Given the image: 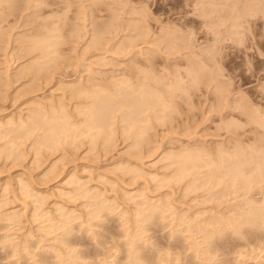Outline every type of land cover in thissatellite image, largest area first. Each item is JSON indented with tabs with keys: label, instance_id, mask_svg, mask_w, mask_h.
Instances as JSON below:
<instances>
[{
	"label": "rangeland",
	"instance_id": "obj_1",
	"mask_svg": "<svg viewBox=\"0 0 264 264\" xmlns=\"http://www.w3.org/2000/svg\"><path fill=\"white\" fill-rule=\"evenodd\" d=\"M44 3H40L41 5L39 4V6L32 5L28 9L24 8L26 6L24 0L14 2L12 7L10 5V7H7L11 3L7 5L0 3V6L5 9L4 13L10 14L8 18L9 20L11 18L12 21L10 20V22L13 23H10V25H13V28L11 26L13 32L8 27L4 31L6 35L9 30L7 34H10V37L9 35L7 36L11 39L8 38L10 43L7 41V43L3 44L4 40L0 41V49L2 50L3 46L5 52L0 51V69L6 68L4 61L8 56L9 72L17 74L14 78L15 82L13 83L15 84L12 85L13 87L11 86L10 89L6 88L9 90L5 89L6 86L4 88L0 86V120H5L11 116L15 120L19 117L26 119L28 114L33 113L30 110L34 108L33 104L35 103L36 106V102H40L43 106L45 104V110L49 111H51V108L48 109V107H51L52 104V107L55 106L54 109L64 107L68 112L67 115L71 117L70 120L73 119L71 120L72 126L76 127L77 116L76 111H73V109L75 107L76 110V104L78 102L83 103V101H76L77 99L72 97V90L76 88L77 84L83 83L85 84H83L84 86L94 85L93 87L97 88L107 82L104 86H109L110 81L114 77L120 76V74H126L128 77L132 76L131 80L136 81L135 84L140 82L139 80L142 78L140 75L146 73L150 74L151 77L158 75L160 76L159 79L163 77L165 82H169L168 80L172 82L171 80L176 78L179 80L178 82L182 81V84L187 81L188 89L186 93L182 89V91L180 90L181 92L177 89L173 93L174 96H171L170 101V103L172 102L171 108L163 112L166 115V119L160 113L161 118H163V124L162 120L159 122L156 119L154 120L152 116L151 119L149 118L151 120L149 125L152 126L146 128L148 132V134L146 132V135L149 137L147 138L148 144L146 139L140 138L138 143L140 142L142 145L138 144L137 147L140 148V151L139 149H134V146H132L133 149L129 148L128 145L131 146V141H133H130L129 135L125 138L126 135L122 136L120 134L123 125V122L119 124L118 119L120 120V117L114 118L116 120L112 124L115 129L112 130L109 140L104 135H97L98 138L96 136L92 141L91 138L89 140L90 136L88 137L87 135L86 137L83 134L84 137L79 134L77 141L76 134L75 136L71 134L63 139L51 141L54 144L41 145L35 150V147L33 148V145H31L34 135H30V137H27L29 139L21 138L19 144H17V149L15 148L17 152L14 151L15 154L17 153L16 155L9 157L6 155L5 149V151L1 150L0 206H3L0 208V212L17 210L21 216V224L19 223L21 227L19 228L16 225L15 228V225H9L12 228L8 231L7 228L0 230L1 236L11 233L10 238L13 239L14 245L18 244V242L20 243L15 246V250L17 249L15 255L10 259L0 260V264H132L133 255L136 258V260H133V262L135 261L133 264H157V262L158 264H227L226 259L230 260V258L235 256V254L231 253L232 255H229L228 253L229 256L227 257L226 253L233 245V242L235 244L240 243L242 248L241 245L240 247L238 246L239 250L245 249L247 251L242 252L247 253L249 251L248 248H252L253 244L247 241L244 234H237L232 232V230H224V233L218 234L214 232L216 230H213L210 237L211 240H208L203 235L205 230H201V228L213 225L208 224L212 218L230 214V212L228 213L230 210L229 206H231V209L233 208L232 206L236 208L235 205L240 199L242 189L234 197L229 194L220 198V192L217 190L220 187H214L215 190L212 189V191L209 190L212 193L218 192L213 195L211 193L210 196L206 185L204 187L201 186V179L200 183L199 180L195 182L196 185L194 187L196 190L193 186L189 188L186 182H188L187 178L190 179V175H188L189 177L186 176L187 178L183 177L185 179L181 177L182 180L179 177L176 178L171 159L169 160L170 162L166 161L167 158L162 155L168 153L172 156L175 151L182 147H207L208 149H213L217 145H233L257 140L259 135L257 133L261 131V127L255 125V123L252 124L246 117L247 115L241 112V109L247 106V108H250L249 110L256 108L257 110L260 109V111L264 110V7L262 6L264 5V0H46ZM255 3L258 5H255ZM230 10L229 14L226 13ZM246 13L247 15H245ZM251 13L253 16H251ZM39 15L43 20L39 18ZM221 16L220 20L219 17ZM234 16H236L239 25V27L237 26V32L240 31L241 36L239 34L236 35L234 33L236 29L234 30L230 26ZM39 23L41 27H39ZM43 23L44 25L46 23V26H43ZM240 23L242 27H240ZM3 24L5 23H2V26ZM76 24L77 30L78 27L81 30H78V33L75 31ZM96 24L101 27V30L104 29L103 25L107 26L109 24V26H107V30H105V26L104 33V30L102 31L104 38L101 36L102 40H98L101 45L100 42H97V46L93 47L96 43H91V36L94 34L92 28ZM99 26L98 28H100ZM45 30L50 34L56 33L55 38H53L55 40L52 42L53 46L50 47L54 49L52 51L54 54L51 52L49 55H52V58L48 56L49 59L45 60V64L48 60L47 66H40L35 63L38 51L33 50L29 53V51L26 52L25 50L24 53L22 50L23 53H19L20 44H16V42H24L21 41L22 39L24 40V31L31 34L29 37L33 39L32 37L38 32V36L48 35ZM53 31L56 32L53 33ZM22 32L23 34L20 36ZM40 32L44 34L42 35ZM15 34L18 36L15 37ZM164 34L167 37H171V39ZM159 36L163 38L161 39ZM16 38H20V41H15ZM12 41L15 46L12 45ZM125 42H131L133 49L128 48L120 52L119 47L120 45H127ZM171 43H175L174 47ZM6 45L8 46L6 47ZM168 47L169 49H167ZM50 48H48L49 51H51ZM11 52L13 53L11 54ZM16 54L19 58L16 57ZM9 55L11 56L9 57ZM24 62L26 64L30 63L31 70L36 72L30 71L31 73H26L28 76L25 75V78H21L23 75L20 74L21 77H19L16 70ZM189 70L192 71L191 74L194 75L195 81L199 82V84L198 82L196 83L197 85L194 81V84L191 82V85L193 84L196 88L193 85L190 87V79L185 77L186 71ZM208 70L211 71L210 76L207 75L210 73ZM32 74L35 75L32 77ZM112 76L114 77L112 78ZM213 78L216 79L213 81ZM27 79L30 80L28 81ZM202 79H204V82ZM206 79L207 81L205 82ZM92 80L97 83H93ZM162 82L164 83V81ZM174 82L176 80H173ZM162 85L160 86L161 88ZM218 88H222L221 91ZM4 91L6 92L4 93ZM237 103L240 108L236 106ZM242 104L243 106H241ZM119 112H115V114L117 113L116 115L118 116ZM169 118L170 121L168 122ZM124 123L127 122L124 121ZM130 135L132 136V134ZM22 140L25 141L22 142ZM110 142L111 146L109 145ZM162 158H165V160ZM138 168L141 173L138 172V174L136 170L132 174ZM203 169L206 171V168ZM202 170L200 168L199 171L202 172ZM204 171L202 172L203 176L205 174ZM202 173H199L196 177L200 176L202 178ZM174 178H176V181L174 180L173 182ZM77 179L80 183H84L83 185L86 190L88 189L89 195L90 192L96 191L94 195L99 196L97 201L94 202L97 197L95 199L91 195L88 197V193L84 196L80 195L83 189L79 190L80 194H76ZM68 180L71 184L70 182L69 184L67 183ZM21 182L29 189L28 193L33 192V195L28 194L26 189L24 190L26 193H23V190L18 188ZM83 185L82 188H84ZM183 189L184 191L182 192ZM140 194H142L141 198ZM253 195L259 201L262 192L257 190ZM34 196L39 198L37 202L42 205L41 207L36 202V205L38 204V208H40L38 211L41 212L42 216L45 211V216L49 215V218L54 216L53 219H38L41 216H38L39 212L36 213L34 207L36 199ZM146 198L148 204L152 202V204L156 205H159L160 201L163 203L167 200V202L169 201L168 209H166V202V204H162L166 205V207L161 206L164 207L161 209L164 211L160 212V216L157 213L158 215L156 216L158 218H152V216L145 218V215L148 214L147 211H144L146 208H143V211H139L138 205L140 207L142 205L143 207L147 206V201H143ZM100 200L104 201L103 206L109 204L110 208L107 210L108 206H104L103 209L101 207L102 211H100V214L99 212L96 214L97 219L91 213L92 217L90 214L88 215L87 212H93ZM137 200L146 202L145 206L144 203L142 205L138 204ZM134 201L137 203L135 204ZM155 201H159L157 202L158 204ZM231 202L233 204L235 202V204L233 205ZM132 204L136 205L135 208H138L137 210L140 212L139 216L137 211L135 212L137 213V221L133 216V214L136 216L134 213L136 209ZM33 207L38 217L34 215L33 218L32 214H35L33 213ZM62 207L64 208L63 213ZM188 207H190V210ZM56 208H61L60 212L62 214L72 210L71 213L68 212L71 215V219L67 218L70 222L69 229L60 222L62 215L59 216L60 213L59 211L56 212ZM140 209L142 210V207ZM20 212L21 214L24 212L23 216ZM72 212L76 216L73 221L72 217L74 214L72 216ZM86 214L89 218L91 217L92 221ZM63 216L67 217L66 215ZM199 218L202 219L200 220ZM137 222H142V224ZM48 223L52 226L50 227ZM205 224L207 225L206 227H204ZM184 225H186V228ZM189 225H191V229ZM65 228L66 230H64ZM185 230L188 231L186 232ZM136 231L139 233L137 236H139L135 235L133 239V242L136 243L133 246L137 248L135 250L130 245L133 243L131 238L130 243L127 241L131 237L130 235L132 234L133 236ZM1 236L0 257H4L8 250L3 248L4 240L1 241ZM24 239H28L27 242ZM23 241L27 247L26 249L22 248L24 245ZM224 241L225 245H223ZM219 243L222 244L221 247H225L222 249ZM129 246H132L133 249ZM238 247L235 249L238 250ZM211 249L212 251H210ZM254 250L253 252L255 253L253 255L257 254V260L254 261L253 258L249 260L248 258L245 264H253V262L255 264H264V253H261L259 249ZM253 252L248 254H251L252 257ZM248 254L245 257H249ZM142 255H145L144 259H142ZM72 257L74 263L71 261ZM129 258L131 259L130 263Z\"/></svg>",
	"mask_w": 264,
	"mask_h": 264
},
{
	"label": "bare ground",
	"instance_id": "obj_2",
	"mask_svg": "<svg viewBox=\"0 0 264 264\" xmlns=\"http://www.w3.org/2000/svg\"><path fill=\"white\" fill-rule=\"evenodd\" d=\"M16 1H20L21 2V0H0V3H4V5L6 4H8V3H11V4H8L7 5V7H12V5H14V2H16ZM46 1V0H45ZM44 0H24V3H26L25 5L26 6H24V4H23V6H24V8H26V9H28V7H32V5L33 6H39V4L41 3H44L45 2ZM253 1H255V0H253ZM235 2V1H234ZM13 3V4H12ZM22 3H23V1H22ZM211 3V2H210ZM233 3V2H232ZM259 3V2H258ZM40 4V5H41ZM45 4V3H44ZM241 4V3H240ZM10 5V6H9ZM17 5V4H16ZM19 5V4H18ZM246 5H247V2H246ZM255 5H258L257 3H255ZM22 6V5H21ZM215 6V5H214ZM241 6V5H240ZM263 7H264V5H262ZM19 7H20V5H19ZM203 7V6H202ZM250 7H252V6H250ZM256 7V6H255ZM11 9V8H10ZM232 9V8H231ZM237 9V8H236ZM251 9H253V7L251 8ZM12 10V9H11ZM11 10H9V11H11ZM16 10V9H15ZM247 10V9H246ZM4 11H5V9H4V7L3 6H0V41L1 40H4V41H6V42H4L3 41V44L4 43H7V41H8V38L10 37V34H7L8 32H9V30L7 31V33H6V35L4 34L5 32V29H7V27L10 29L11 28V26H12V28H13V25H10V23H12V22H10V20H11V18H10V20H9V18H8V16H10V14L8 13H4ZM13 11V10H12ZM224 11V10H223ZM222 11V12H223ZM235 11V10H234ZM233 11V12H234ZM251 11V10H250ZM250 11H249V13H250ZM7 12V11H6ZM231 12V10L230 11H228V12H226V13H230ZM247 12V11H246ZM244 13V12H243ZM256 13V12H255ZM264 13V12H263ZM36 15V14H35ZM223 15V14H222ZM232 15H233V13H232ZM237 15H238V13H237ZM245 15H247V13L245 14ZM255 15V14H254ZM263 15V14H262ZM12 16V15H11ZM226 16V15H225ZM230 16V15H229ZM242 16V15H241ZM249 16H250V14H249ZM251 16H253V14L251 13ZM26 17V16H25ZM25 17H23V18H25ZM37 17V16H36ZM227 17V16H226ZM243 17H245V16H243ZM242 17V18H243ZM39 18L41 19V20H43V18L42 17H40V15H39ZM45 18V17H44ZM220 18H222V16L221 17H219V19ZM231 18V17H230ZM237 18H236V16H234L233 18H232V23L230 24V26L232 27V28H234V30H235V34L237 35V34H239L240 35V31L239 32H237V26L239 27V25H238V23H237V20H236ZM25 20H26V18H25ZM24 20V21H25ZM27 20H29L28 18H27ZM221 20V19H220ZM227 20V19H226ZM245 20H246V18H245ZM12 21V20H11ZM240 22H241V19H240ZM243 22V21H242ZM2 23H5V24H3V26H2ZM40 23H42V22H40ZM40 23H39V27H41V25H40ZM110 23H112V22H110ZM13 24V23H12ZM24 24H26V23H24ZM95 24V23H94ZM107 24V23H106ZM241 24V23H240ZM246 24V23H245ZM43 26H46V23H45V25H44V23H43ZM79 26V25H78ZM98 24H96V26H94V28H95V30H94V28H92V30H93V35L91 36V40H92V42L91 43H96L95 44V46H93V47H96L97 46V42H98V40H102L101 39V36H103V34H102V31L105 29V26L103 25V27H104V29L103 30H101V27L100 28H98ZM107 26H109V24L107 25ZM107 26H106V29L105 30H107ZM3 27H4V29H3ZM97 27V28H96ZM102 27V28H103ZM113 27V26H112ZM137 27V26H136ZM230 27V28H231ZM240 27H242V24H241V26ZM247 27H248V23H247ZM10 29V31L11 32H13V29ZM43 28V27H42ZM75 31L78 33L79 31H81L79 28L80 27H78V30H77V24H76V26H75ZM232 28H231V30H232ZM3 29V31H1ZM44 29V28H43ZM46 29V28H45ZM139 29V28H138ZM224 29V28H223ZM226 29V28H225ZM246 29V28H245ZM248 29V28H247ZM38 30H40L39 28H38ZM42 30V29H41ZM50 30V29H49ZM52 30H54V29H52ZM105 30L103 31V33L105 32ZM140 31V30H139ZM139 31H138V34H139ZM44 32V31H43ZM54 32H56V31H53V33ZM141 32V31H140ZM226 32V31H225ZM41 33V32H40ZM45 33H47L48 35H43L44 33H41L43 36H38V34H39V32H38V34H35L32 38L33 39H31V37H29V35L31 36V34H28V32H26L25 33V31H24V34H23V32L21 33V35L20 36H22V34H23V37H24V40L22 39L21 41H24V42H16V44L18 43V44H20V47H19V45H18V49H19V53H23V51H24V53H25V50H26V52H28L29 51V53L30 52H32L33 50H37L38 52V54L36 55L37 56V61H35V63H37L38 65H40V66H47L46 64H48L47 63V61H46V64H45V60L46 59H49V57H51L52 55H49V54H51V52L52 51H54V49H51L50 47L51 46H53L52 44V42H53V40H55V39H53V38H55L54 36L56 35V33L55 34H50V33H48L47 32V30H45ZM215 33H217V32H215ZM223 33V32H222ZM231 33V32H230ZM167 34V33H166ZM166 34H164V35H166ZM170 34V33H169ZM227 34V33H226ZM234 34V35H235ZM7 35H9V37L7 36ZM13 35V34H12ZM11 35V36H12ZM163 35V36H164ZM222 35V34H221ZM235 35V36H236ZM7 38H6V37ZM18 35L17 34H15V37H17ZM28 36V37H27ZM39 37V38H37V37ZM241 36V35H240ZM261 36V35H260ZM36 37V38H35ZM160 37V36H159ZM166 37H167V35H166ZM169 37V36H168ZM167 37V38H168ZM237 37V36H236ZM243 37V36H242ZM6 38V39H5ZM102 38H104V36L102 37ZM161 38V37H160ZM163 38V37H162ZM161 38V39H162ZM170 39H171V37H169ZM10 39V38H9ZM20 38H16L15 39V41H18ZM219 39H220V36H219ZM11 40V39H10ZM9 40V41H10ZM13 40V39H12ZM105 40V39H104ZM103 40V41H104ZM158 40V39H157ZM164 40V39H163ZM239 40H240V38H239ZM8 41V42H9ZM20 41V40H19ZM129 41V40H128ZM160 41V40H159ZM171 41V40H170ZM175 41V40H174ZM181 41H182V38H181ZM184 41V40H183ZM100 42V41H99ZM98 42V43H99ZM161 42H162V40H161ZM168 42H169V39H168ZM187 42V41H186ZM236 42V41H235ZM1 43V42H0ZM10 43V42H9ZM12 43V45H14L13 43V41L11 42ZM127 45H125L124 43V45H120V47H119V51L120 52H122V51H124V50H126V49H128V48H130V49H133L132 48V46H131V42L130 43H127V42H125ZM239 43V42H238ZM104 44H105V41H104ZM168 44V43H167ZM171 44H173V47H174V44L175 43H171ZM100 45H101V42H100ZM188 45V44H187ZM194 45V44H193ZM0 46H1V44H0ZM8 45H6V47H7ZM11 46V45H10ZM15 46V45H14ZM57 46V45H56ZM99 46V45H98ZM105 46V45H104ZM219 46V45H218ZM17 47V46H16ZM16 47H15V50H16ZM101 47V46H100ZM103 47V46H102ZM172 47V46H171ZM184 47H186V46H184ZM13 48V47H12ZM48 48H50L51 49V51H49L48 50ZM55 48V47H54ZM187 48V47H186ZM211 48V47H210ZM167 49H169V47L167 48ZM10 50V49H9ZM23 50V51H22ZM0 51L1 52H4V49H3V46H2V50L0 49ZM5 53V52H4ZM13 52H11V54H12ZM15 53H16V51H15ZM14 53V54H15ZM19 53H17V54H19ZM53 53V52H52ZM209 53V52H208ZM16 54V55H17ZM27 54V53H26ZM54 54V53H53ZM2 55H3V53H2ZM7 55V54H6ZM199 55V54H198ZM208 55V54H207ZM11 55H9V57H10ZM35 56V57H36ZM49 56V57H48ZM4 57V56H3ZM2 57V58H3ZM17 58H19V56L17 55L16 56ZM35 57H34V59H35ZM6 58V57H5ZM52 58V57H51ZM12 60V59H11ZM36 60V59H35ZM200 61V60H199ZM5 63H6V66H5V64H3L5 67V69H0V83L2 82H4L3 84H4V86H3V84L1 83L0 84V86H2L3 88L5 87V89L6 88H11V86L13 85V84H15V83H13V82H15L14 81V78L16 77V73H11V72H9V69H8V66H9V64H8V56H7V58L5 59V61H4ZM34 62V61H33ZM1 63V62H0ZM30 64V63H29ZM29 64H26L25 62L22 64V65H20V68L19 69H17L16 71L18 72V76L19 77H21L20 76V74L21 75H23L21 78H23L25 75H27L28 76V74H26V73H28V72H30V71H33V70H31V66L29 65ZM44 64V65H43ZM35 65V64H34ZM33 65V66H34ZM204 65V64H203ZM1 66V65H0ZM196 66V65H195ZM203 67V66H202ZM38 68V67H37ZM42 68V67H41ZM40 68V69H41ZM199 68V67H198ZM192 69H193V67H192ZM188 70V69H187ZM149 71V70H148ZM190 71V70H189ZM186 71L187 72V74L185 73V77H189V79H190V87H192V85L194 84V82H195V84L198 82V81H195V77H194V75L193 74H191L192 73V71ZM194 71H195V69H194ZM199 71H200V69H199ZM209 71V70H208ZM36 71H33V73H35ZM145 72H147V71H145ZM196 72V71H195ZM202 72V71H201ZM210 73L209 74H207V75H209L210 76V74H211V71H209ZM31 73V72H30ZM143 73V72H142ZM151 73V72H150ZM2 74H3V77H2ZM35 74H32V77L34 76ZM37 75V74H36ZM197 75V74H196ZM199 75H202V74H199ZM198 75V76H199ZM137 76H139L138 74H137ZM140 76H142V78H140V82L138 83V84H135V82L136 81H133V79L131 80V77L132 76H130V77H128L126 74H120V76H118V77H114V76H112V78L114 77V79L112 80V81H110V85H109V83H108V85L109 86H104L105 84H103L102 86L100 85L99 87H97V90H99V91H103V92H108L109 93V100H110V104L108 105V106H106V107H102V108H98V109H96L95 111L92 109V107L90 106V103L89 102H85L84 103V101H83V103L81 102V103H77L76 104V127L73 125L72 126V123H71V120H73V119H71L70 120V116H68L67 115V111H66V109H64V107L62 108V107H59L58 109H64L63 110V112H64V118H65V120L67 121V122H69L70 124H71V126H72V129H73V133L72 134H74V136H75V134H76V138H77V141H78V137L77 136H79V134L80 135H86V137H87V135H88V137H89V140H90V138L92 139V141L94 140V138L97 136V135H104V137L106 138V139H108V138H110V135L112 134V130L113 129H115V126H114V128H113V124L112 123H114L113 121H115L116 119H114L115 117L117 118V117H120V120L118 119V121H119V124H121V122H123V125H122V127H121V135L122 136H125L126 135V137L125 138H127L128 137V135H129V137L131 138H128V139H130V141L131 140H133V141H131L132 143H131V146L130 145H128L129 146V148L131 147L132 149H133V147L132 146H134V149L136 148V149H139V151H140V148H137L138 147V144H141L142 145V143H138V141L140 140V138L141 139H146V142H147V138H149L147 135H146V128L148 127V128H150V126H152V125H149V122L151 123V118L152 117H154V120L156 119L157 121H161L162 120V124H163V118H161V116H163L164 115V119H166L165 117H166V115L165 114H163V112H165L166 111V109H170L171 108V104H172V102L170 103V101H171V96L173 95V93L178 89L179 91L182 89V90H184L183 92L184 93H186V90L188 89L187 88V81L186 82H184L183 84L181 83L182 81H180V82H178L179 80L178 79H173L174 81L176 80V82H174L173 83V80H171L172 82H170V80H168L169 82H165V80H164V78L162 77V79H161V81H160V79H159V77L160 76H156V75H153L152 77L150 76V74H143V75H140ZM154 76H156V77H154ZM206 76V75H205ZM19 77H18V79H19ZM135 77V76H134ZM202 77V76H201ZM208 77V76H207ZM25 78V77H24ZM112 78H110V79H112ZM196 78H197V76H196ZM18 79H17V82H18ZM91 79V78H90ZM95 79V78H94ZM187 79V78H186ZM199 79V78H198ZM201 79V78H200ZM216 78H213L212 80L214 81ZM28 80V79H27ZM30 80V79H29ZM28 80V81H29ZM203 80V82H204V79H202ZM210 80H211V78H210ZM108 81V80H107ZM159 81V82H158ZM162 81H164V83L162 82ZM194 81V82H193ZM207 81V79L205 80V82ZM89 82V81H88ZM92 82H93V80H92ZM92 82H91V84H92ZM94 82H95V80H94ZM93 82V83H94ZM157 82V83H156ZM163 83V85H162V83ZM191 82H193V84L191 85ZM209 82V81H208ZM26 83V82H25ZM77 83V82H76ZM81 83V82H80ZM95 83H97V82H95ZM221 83V82H220ZM84 84V83H83ZM83 84H77V86H76V88H78V87H87V86H84ZM89 84H90V82H89ZM159 84H161L162 85V88L160 87L161 85H159ZM198 84H199V82H198ZM159 85V86H158ZM197 85V84H196ZM203 85H204V83H203ZM218 85V84H217ZM19 86V85H18ZM90 86V85H89ZM94 86V85H93ZM95 86H96V84H95ZM186 86V87H185ZM215 86H216V84H215ZM1 87V89H3ZM13 87V86H12ZM193 87H194V85H193ZM222 87V86H221ZM19 88V87H18ZM21 88V87H20ZM74 88V87H73ZM72 88V89H73ZM96 88V87H95ZM194 88H196V87H194ZM9 89H6V90H9ZM218 89H220V88H218ZM218 89H217V91H218ZM222 89V88H221ZM221 89L219 90V91H221ZM16 90V89H15ZM21 90H22V88H21ZM181 90V91H182ZM180 91V92H181ZM6 91H4V93H5ZM13 92V91H12ZM187 93H188V91H187ZM218 93H220V92H218ZM222 93V92H221ZM263 93V92H262ZM13 94V93H12ZM1 96V95H0ZM174 96V95H173ZM179 96H180V94H179ZM72 97H73V95H72ZM176 98V97H175ZM223 98V97H222ZM170 99V100H169ZM174 99V98H173ZM48 100V99H47ZM46 100V101H47ZM218 100V99H217ZM77 101V100H76ZM44 102V101H43ZM174 102V101H173ZM240 102V101H239ZM37 104H36V106H35V103L33 104L34 105V108H32V109H30L31 111H33V113H31V114H28L27 115V118L26 119H22V118H18L17 120H15L14 118H12V116L11 117H7V119H5V120H0V154H1V150H6V155H8L9 157H11V155H16L15 153H14V151L15 152H17L16 150H15V148L17 149V144H19V141L21 140V138H27L28 136L30 137V135H34V137H33V140H32V142H31V145H33V148L36 150V148H39L41 145H43V146H46V144H48V143H52V144H54V142H49L48 140H44L43 138H41V136L40 135H38V133L36 132V130L34 129V127H33V125H34V121H35V119L37 118V116L39 115V113L40 112H44L45 113V115H46V111H48L49 112V110H45V104H44V106L43 105H41L40 104V102H36ZM53 103V102H52ZM228 103V102H227ZM234 103V102H233ZM246 103V102H245ZM248 103V102H247ZM48 104H50V103H48ZM217 104V103H216ZM241 104V103H240ZM218 105V104H217ZM227 105V104H226ZM30 106V105H29ZM46 106H49V105H46ZM51 106V105H50ZM52 106H53V104H52ZM48 107V109L49 108H51L50 110L51 111H53V112H55L57 109L55 108L54 109V107ZM234 106V105H233ZM237 107H238V103H237V105H236ZM240 106V105H239ZM241 106H243V104L241 105ZM175 107V106H174ZM173 108V107H172ZM238 108H240V107H238ZM242 108V107H241ZM246 108H247V106H246ZM245 107L244 108H242L241 109V112H243L245 115H247L246 117L252 122V124H254L255 123V125H258V127H261V125H264V110L262 111H260V109L259 110H257V108L256 109H252V110H249L250 108H247L246 109ZM254 108V107H253ZM45 110V111H44ZM167 110V111H168ZM174 110V109H173ZM249 110V111H248ZM118 111H120L119 112V115L117 116L116 114H115V112H118ZM175 111V110H174ZM30 112V111H29ZM169 112V111H168ZM167 112V113H168ZM160 113H162L161 114V116H160ZM146 114V115H145ZM150 115V116H149ZM169 115V114H168ZM168 115H167V118H168ZM152 116V117H151ZM150 118V119H149ZM111 119V120H110ZM124 121H126L127 123H124ZM166 121V120H165ZM170 121V118L168 119V122ZM156 122V121H155ZM159 122H158V124H159ZM147 123H148V125H147ZM229 123V122H228ZM250 123V122H249ZM74 124V123H73ZM111 124H112V127H111ZM161 124V123H160ZM106 126V127H105ZM121 126V125H120ZM233 126H234V124H233ZM257 127V126H256ZM256 131H257V128H256ZM114 132H115V130H114ZM258 132V131H257ZM115 134V133H114ZM130 134H132V136L130 135ZM147 134H148V132H147ZM150 134V133H149ZM257 134H259V132L257 133ZM83 135V136H84ZM146 136V137H144V136ZM68 136H70V135H68ZM256 136V135H255ZM82 137V136H81ZM85 137V136H84ZM75 138V137H74ZM97 138H98V136H97ZM103 138V137H102ZM104 138V139H105ZM132 138H134V139H132ZM151 138V137H150ZM27 139H29V138H27ZM67 139V138H66ZM105 139V140H106ZM256 139V138H255ZM17 140H18V142H17ZM60 140V139H59ZM96 140V139H95ZM99 140V139H98ZM100 140H102V139H100ZM109 140V139H108ZM112 140V139H111ZM23 141H25V140H22V142ZM31 141V140H30ZM149 141V140H148ZM94 143V142H93ZM144 143V142H143ZM21 144V143H20ZM56 144H57V142H56ZM60 144V143H59ZM107 144V143H106ZM113 144V143H112ZM147 144H148V142H147ZM22 145V144H21ZM49 145V144H48ZM91 145H92V142H91ZM94 145V144H93ZM103 145V144H102ZM109 145L111 146V142L109 143ZM141 145H140V147H141ZM19 146V145H18ZM53 146H55V145H53ZM104 146V145H103ZM76 147H77V145H76ZM109 147V146H108ZM18 148H20V147H18ZM31 148V147H30ZM130 148V149H131ZM43 149V148H42ZM4 150V151H5ZM88 150V149H87ZM138 151V150H137ZM142 151V150H141ZM37 152V151H36ZM87 152H89V151H87ZM90 152H91V149H90ZM130 152H132V151H130ZM172 152V151H171ZM133 153V152H132ZM131 153V154H132ZM139 153V152H138ZM19 154H21V152H19ZM127 155H129L128 153H126ZM166 154H168V153H166ZM162 155V156H165V158H167V160L166 161H169L170 159H171V154L169 155ZM21 156V155H20ZM133 156H135L134 154H133ZM168 156V157H167ZM169 156H170V158H169ZM3 157H6V156H3ZM138 157L140 158V156L138 155ZM131 158V157H130ZM165 158H162V159H164L165 160ZM170 162V161H169ZM121 165V164H120ZM139 165V164H138ZM128 166V165H127ZM171 166V165H170ZM135 167V166H134ZM142 167V166H141ZM164 167H165V165H164ZM172 167V166H171ZM203 168H206V171H204V169L202 170V168H201V170H202V172L204 171L205 172V174H204V176H203V173L201 172V171H199L200 170V168H197V169H193V171L189 174L190 175V179L189 178H187L188 180V182H186V184H187V187H191L192 188V186L194 187L196 184H195V182L197 181V180H199V183H200V179H201V186H205L206 185V187L208 188L207 189V191L208 192H210V196H211V191H212V189H214V187H220V189H217L219 192H220V198H221V196H226V195H233V197L234 196H236L237 195V193H238V191H240V187H239V184H238V182L237 181H235V180H233V181H231V183H229V182H227L226 180H225V178L223 177V176H221L218 172H216V171H214V169H215V164H214V162H212L211 160H210V162L207 164V165H205ZM119 169V168H118ZM133 169V168H132ZM131 169V170H132ZM170 169V168H169ZM175 169V168H174ZM136 170H137V173L139 172V173H141V170L139 171V168L138 169H135L134 170V172H132V174L133 173H135L136 172ZM170 172H172V171H170ZM138 173V174H139ZM199 173H202V175H201V177L202 178H200V176H197L196 177V175H198ZM132 174H130V175H132ZM149 175V174H148ZM166 175H167V173H166ZM252 175H255V173H253ZM154 177H155V175H154ZM160 177H161V175H160ZM175 177L177 178V177H179L180 179H181V177L183 178V176H177V175H175ZM189 177V176H188ZM100 178V177H99ZM152 178H153V176H152ZM158 178V177H157ZM176 178H174L172 181L174 182V180L176 181ZM179 178H178V180H179ZM251 178V177H250ZM133 179V178H132ZM183 179H185V178H183ZM203 179V180H202ZM73 180V179H72ZM182 180V179H181ZM169 181V180H168ZM180 181V180H179ZM202 181H203V183H202ZM69 180H68V184H69ZM73 182H74V180H73ZM72 182V183H73ZM166 182V181H165ZM146 183V182H145ZM185 183V182H184ZM194 183V185H192ZM199 183H198V185H199ZM20 184V187L18 186V188L19 189H22L23 191V193H26V191L24 192V190L26 189L27 190V193H28V188H26L25 187V184L23 183L22 184V182L21 183H19ZM70 184H71V182H70ZM75 184V183H74ZM84 183L83 182H81L80 183V181L77 179V181H76V194H80L79 192V190H82L83 189V191H81V193L82 194H80V195H82V196H84L85 194H87L88 193V197L91 195V196H93L94 197V199H95V197H97L95 200H94V202L95 201H97V199H98V195H94V193L96 192H90V195H89V192H88V189L86 190V188L84 187V185H83ZM86 184V183H85ZM204 184V185H203ZM82 185H83V187L84 188H82ZM208 185V186H207ZM25 187V188H24ZM74 187V186H73ZM195 188V187H194ZM4 189H6V188H4ZM84 189H85V192H84ZM188 190V189H187ZM195 190H196V188H195ZM200 190H201V188H200ZM209 190H211V191H209ZM215 190V189H214ZM90 191H91V189H90ZM141 191V190H140ZM184 191V189L182 190V192ZM192 191V190H191ZM206 191V192H207ZM242 191V190H241ZM205 192V191H204ZM216 193H218L217 191H215ZM214 192V193H215ZM260 192H262V191H260ZM33 193V192H32ZM32 193H28V194H32ZM167 193V192H166ZM214 193H212V195L214 194ZM240 193V192H239ZM259 193V192H258ZM38 194V193H37ZM98 194H99V192H98ZM104 194V193H103ZM128 194L129 195H131L129 192H128ZM139 194V193H138ZM187 194V193H186ZM205 194V193H204ZM25 195H27V194H25ZM33 195V194H32ZM36 195V194H35ZM141 195L142 194H140V198H141ZM201 195V194H200ZM208 196H209V194H207ZM1 196V195H0ZM3 196V195H2ZM42 196V195H41ZM121 196V195H120ZM139 196V195H138ZM137 196V197H138ZM144 196H146V195H144ZM4 197V196H3ZM35 197V196H34ZM133 197V196H132ZM143 197V196H142ZM216 197V196H215ZM218 196H217V198H219ZM255 197V196H254ZM257 197V196H256ZM80 198V197H79ZM91 198V197H90ZM202 198V197H201ZM211 198V197H210ZM219 198V199H220ZM237 198V197H236ZM240 198V197H239ZM7 199V198H6ZM35 199H36V201H35V210H36V213L37 212H39V214H38V216L40 217V218H38L39 220L41 219H43V220H50V219H53V217L54 216H52L51 217V215H50V217L51 218H49L48 216L49 215H46L45 216V211H44V215L42 216V214H41V212L40 211H38V209H40V208H38V204H40V202L38 203L37 202V200H39V198L38 197H35ZM34 199V200H35ZM144 199V198H143ZM202 199H204V198H202ZM206 199V198H205ZM209 199V198H208ZM214 199V198H213ZM229 199V198H228ZM256 199V198H255ZM41 200V199H40ZM91 200V199H90ZM93 200V199H92ZM106 200V199H105ZM133 200V199H132ZM158 200H160V199H158ZM217 200V199H216ZM231 200H232V196H231ZM31 201V200H30ZM88 201V200H87ZM107 201V200H106ZM105 201V202H106ZM130 201V200H129ZM138 201V200H137ZM143 201H147V198L145 199V200H143ZM211 201H212V199H211ZM223 201V200H222ZM221 201V202H222ZM237 201V200H236ZM1 202V201H0ZM34 202V201H33ZM33 202H31V203H33ZM36 202L38 203L37 205H36ZM139 202V201H138ZM156 202V201H155ZM157 202H159V201H157ZM156 202V203H157ZM166 202H167V200H165L163 203H161V201L159 202V205H156V204H152V202L150 203V204H148V201H147V206H145V204H146V202H139L138 204H140V205H142L143 203H144V206L145 207H143V205L141 206L142 207V210L140 209L141 207L138 205V207H139V211H143V208L145 209H148V210H144V211H147V213L148 214H146L145 215V218L147 217H149L150 218V216H152V218H158V216H156V215H158L159 214V216H160V212H162V211H164V210H161L162 208H164V207H166V205H167V208L166 209H168V203H169V201L167 202V204H166ZM226 202H227V200H226ZM259 203H264V192H262V196H261V199L259 198V201H258ZM100 203V204H99ZM101 203H102V206H101ZM108 203V202H107ZM125 203H127V202H125ZM133 203V202H132ZM134 203L136 204L137 202L136 201H134ZM133 203V204H134ZM215 203H216V201H215ZM232 203V202H231ZM237 203L238 202H236V205H235V207L236 208H234V206H232L233 208L231 209V206H229V208H230V210L228 211V213L230 212V214H226V215H224L223 213V215H221L220 217H218V218H212L209 222H208V224H213L212 226H210V227H207V228H201V230H205V233L203 234L204 235V237L206 238V239H208V240H211L210 239V237H211V233L213 232V230H216V231H214L215 233H221V232H223L224 230H232V232H234V233H242V234H244L245 236H246V239H247V241H249L250 242V244H253V246H252V248H250L251 249V251H250V249L248 248V246H247V248H248V252L247 253H245V252H242V251H247V250H245V249H242V250H239V247H240V243L239 244H235L234 242H233V245L230 247V249H229V251H227L226 252V249H225V252L227 253V257L232 253V254H235V256L234 257H232V258H230V260H227L226 259V262H227V264H245L246 263V261L248 260V258H249V260H252V258H253V260L255 261V260H257L256 259V257H257V254L256 255H253L255 252H253V250L255 249V248H257V249H259V251H261V253L263 252L264 253V225H261L260 227H256L255 225H253V226H251V227H241V228H238L237 227V225H236V221H235V212H236V209H237ZM85 204V203H84ZM83 204V205H84ZM91 204V203H90ZM93 204H95V203H93ZM97 204V203H96ZM103 204H104V201H102V200H100V202H98V204H97V206H96V208H95V210L93 211V212H87L88 213V215L91 213L93 216H95V218H97V216H96V214H98V212H99V214H100V211H102V209H103V207L105 206H103ZM132 204V205H133ZM158 204V203H157ZM162 204H166L165 206L164 205H162ZM171 204V203H170ZM217 204H218V202H217ZM233 204V203H232ZM231 204V205H232ZM234 204H235V202H234ZM233 204V205H234ZM174 205V204H173ZM228 205H229V203H228ZM3 205H1L0 206V208L2 207ZM37 206V207H36ZM40 206L42 207V205L40 204ZM95 206H93V207H95ZM108 206V207H107ZM107 206H105V207H107V210H108V208H110V205L109 204H107ZM134 206V205H133ZM161 206H164V207H161ZM34 207H33V210H34ZM102 207V209H100ZM128 207V206H127ZM136 207V205L134 206V208ZM211 207V206H210ZM226 207V206H225ZM171 208V207H170ZM172 208H173V206H172ZM178 208V207H177ZM189 208V210H190V207H188ZM43 209V208H42ZM60 209L61 208H56V212L57 211H59V213H60V215L59 216H61L62 215V219L60 220V222L63 224V225H66V228H68L69 229V225H70V222H69V219H71V215H70V213H71V211L72 210H70V211H67V212H65L64 214H62L64 211V208L62 207V213L60 212ZM136 210L134 211V213L137 211V213H138V216H139V214H140V212L137 210L138 208H135ZM35 210L33 211V213H35ZM176 210V209H175ZM66 211V210H65ZM85 211V210H84ZM123 211V210H122ZM32 212V211H31ZM68 212H70V213H68ZM94 212H95V214H94ZM184 212V211H183ZM24 212H22V214H23ZM32 214L33 215V218H34V215L36 216V217H38L37 216V214ZM53 213V212H52ZM86 213V212H85ZM127 213V212H126ZM132 213V212H131ZM137 213H135L136 214V216L133 214V216L135 217V219H136V221L138 220L137 219ZM158 213V214H157ZM192 213V212H191ZM200 213V212H199ZM216 213V212H215ZM20 214H21V212H20ZM21 214V215H22ZM46 214H47V212H46ZM48 214H49V212H48ZM68 214V215H67ZM73 214H74V216H73ZM91 214H90V216H91ZM102 214V213H101ZM128 214V213H127ZM171 214V213H170ZM210 214H212L211 212H210ZM31 215V216H32ZM63 215H66L67 217H64ZM87 214H86V216L89 218V216H88ZM119 215V214H118ZM153 215H155V216H153ZM183 215V214H182ZM23 216V215H22ZM72 221H73V219L75 220V213H73L72 212ZM79 216V215H78ZM133 216H131L132 218H133ZM161 216H162V213H161ZM171 216H173V215H171ZM21 216L19 215V212H17V210H15V211H12V210H10V211H8V212H0V230L1 229H3L4 230V228H7V231L9 230V229H11L12 227L10 226L9 227V225H15V228H16V225H18L19 226V223L21 222L20 221V218ZM35 217V218H36ZM44 217V218H43ZM48 217V218H47ZM63 217H64V221H63ZM92 217V216H91ZM91 217L89 218V219H91ZM169 217H170V215H169ZM200 217V216H199ZM206 217V216H205ZM23 218V217H22ZM67 218H69V219H67ZM81 218V217H80ZM119 218V217H118ZM168 218V217H167ZM194 218V217H193ZM198 218V217H197ZM196 218V219H197ZM98 219V218H97ZM140 220H141V218H139ZM181 219H182V217H181ZM181 219H180V222H181ZM184 219H185V217H184ZM200 219V218H199ZM202 219V218H201ZM200 219V220H201ZM66 220H67V222H66ZM160 220V219H159ZM175 220V219H174ZM195 220V219H194ZM204 220V219H203ZM202 220V221H203ZM206 220V219H205ZM54 221V220H53ZM59 221V220H58ZM72 221H71V223H72ZM91 221H92V219H91ZM122 221V220H121ZM44 222V221H43ZM51 222V221H50ZM74 222H76V221H74ZM143 222H146V221H143ZM86 223H87V221H86ZM138 223V222H137ZM137 223H135V224H137ZM140 224H142V222H139ZM138 223V224H139ZM158 223V222H157ZM161 223V222H160ZM173 223V222H172ZM197 223H198V221H197ZM207 223V222H206ZM21 224V223H20ZM52 224V223H51ZM68 224V225H67ZM88 224H89V222H88ZM190 224V223H189ZM214 224H216V225H214ZM39 225H40V223H39ZM48 225L50 226V223H48ZM99 225V224H98ZM175 225V224H174ZM199 225V224H198ZM197 225V226H198ZM52 226V225H51ZM50 226V227H51ZM90 226V225H89ZM191 225H189V227H190ZM195 226H196V222H195ZM201 226H202V224H201ZM207 225L205 224L204 225V227H206ZM21 226H19V228H20ZM181 227V226H180ZM184 227L186 228V225H184ZM66 228L64 229V230H66ZM83 228V227H82ZM126 228V227H125ZM129 228V227H128ZM137 228V227H136ZM184 228V229H185ZM188 228V227H187ZM194 228V227H193ZM198 228H199V226H198ZM38 229H41V228H38ZM42 229H43V227H42ZM41 229V230H42ZM49 229V228H48ZM67 229V230H68ZM140 229V228H139ZM190 229H191V227H190ZM20 230V229H19ZM88 230H90V229H88ZM194 230V229H193ZM192 230V231H193ZM198 230V229H197ZM196 230V231H197ZM200 230V229H199ZM6 231V230H5ZM6 231V232H7ZM12 231V230H11ZM17 231V230H16ZM186 231V230H185ZM188 231V230H187ZM186 231V232H187ZM50 232V231H49ZM68 232V231H67ZM137 232V231H136ZM134 233L133 234V236H132V234L130 235L131 237H129V240L127 241V242H129L130 243V238H131V241L133 242L134 240V236L136 235L137 236V234H139L138 232L137 233ZM184 232V231H183ZM1 233V232H0ZM16 233V232H15ZM179 233V232H178ZM198 233H199V231H198ZM224 233V232H223ZM222 233V234H223ZM2 234V233H1ZM14 234V233H13ZM18 234V233H17ZM68 234H70V233H68ZM125 234V233H124ZM186 234V233H185ZM193 234V233H192ZM192 234H189V235H192ZM1 236V235H0ZM13 236V235H12ZM17 236V235H16ZM139 236V235H138ZM137 236V237H138ZM193 236H194V234H193ZM199 236V235H198ZM213 236V235H212ZM227 236V235H226ZM229 236V235H228ZM2 237V239H1V241H3L4 240V242H3V248H6L7 250V252L5 253V256L3 257L2 255V257H0V260H2V259H10L11 257H13L14 255H15V252H16V250H15V246H18V244H20L19 242H18V244H16V245H14L13 244V239H11L10 237H11V233H7V234H4L3 236H1ZM170 237V236H169ZM17 238H18V236H17ZM145 238V237H144ZM29 239V238H28ZM27 239V240H28ZM151 239V238H150ZM196 239H198V238H196ZM218 239V238H217ZM237 239H238V236H237ZM242 239V238H241ZM240 239V240H241ZM24 240H26V239H24ZM27 240L25 241V242H27ZM63 240H64V238H63ZM179 240H182V239H179ZM219 240V239H218ZM228 240V239H227ZM61 241V240H60ZM136 241V240H135ZM192 241H193V238H192ZM195 241V240H194ZM230 241V240H229ZM246 241V240H245ZM212 242V241H211ZM232 242V241H231ZM63 243H66V242H63ZM197 243V242H196ZM222 243V242H221ZM227 243H228V241H227ZM23 247L22 248H24V249H26L27 247L25 246V243H24V241H23ZM77 244V243H76ZM133 244H136V243H132V244H130V245H132L133 246ZM55 245H56V243H55ZM219 245H220V247H221V245L222 244H220L219 243ZM218 245V246H219ZM223 245H225V241H224V244ZM245 245V244H244ZM130 247V248H132L133 249V247ZM238 247V250H236L235 248H237ZM138 247V246H137ZM225 246H223V247H221L222 249L224 248ZM21 248V247H20ZM136 247H134V249H135ZM241 248H242V245H241ZM246 248V247H245ZM29 249V248H28ZM137 249V248H136ZM135 249V250H136ZM175 249V248H174ZM178 249V248H177ZM181 249V248H180ZM179 249V250H180ZM257 249H255V250H257ZM22 250V249H21ZM49 250V249H48ZM163 250V249H162ZM169 250V249H168ZM189 250V249H188ZM219 250V249H218ZM254 250V251H255ZM263 250V251H262ZM56 251V250H55ZM114 251V250H113ZM175 251V250H174ZM184 251V250H183ZM186 251H187V249H186ZM210 251H212V249L210 250ZM26 252H27V250H26ZM72 252V251H71ZM79 252V251H78ZM133 252V251H132ZM131 252V253H132ZM155 252V251H154ZM179 252V251H178ZM177 252V253H178ZM182 252V251H181ZM215 252V251H214ZM213 252V253H214ZM249 252H253L252 253V257H251V254H248ZM74 253V252H73ZM194 253V252H193ZM212 253V252H211ZM223 253V252H222ZM228 253H229V255H228ZM68 254V253H67ZM66 254V255H67ZM87 254V253H86ZM231 254V255H232ZM244 254V255H243ZM248 254V256L249 257H245V255H247ZM75 255V254H74ZM106 255H107V253H106ZM131 255V254H130ZM178 255V254H177ZM61 256V255H60ZM84 256V255H83ZM132 256V255H131ZM145 256V255H144ZM143 255H142V259H144L145 257H144ZM176 256V255H175ZM179 256V255H178ZM177 256V258H178V260H179V257ZM215 256V255H214ZM217 256V255H216ZM55 257V256H54ZM69 257V256H68ZM75 257V256H74ZM133 257H134V259L136 260V258H135V256L133 255ZM137 257H138V255H137ZM199 257V256H198ZM208 257V256H207ZM220 257V256H219ZM226 257V258H227ZM240 257V258H239ZM58 258V257H57ZM65 258H66V256H65ZM132 258V257H131ZM174 258V257H173ZM193 258H194V256H193ZM218 258V257H217ZM244 258H245V260H244ZM251 258V259H250ZM44 259V258H43ZM60 259V258H59ZM98 259V258H97ZM109 259V258H108ZM130 259V258H129ZM134 259H132V264L135 262H133V260ZM138 259V258H137ZM201 259V258H200ZM205 259V258H204ZM215 259V258H214ZM247 259V260H246ZM260 259H262V258H260ZM259 259V260H260ZM20 260V259H19ZM151 260V259H150ZM149 260V261H150ZM161 260V259H160ZM160 260H158V261H160ZM11 261V260H10ZM14 261V260H13ZM39 261V260H38ZM61 261V260H60ZM71 261L73 262V257H72V259H71ZM75 261V260H74ZM142 261V260H141ZM200 261V260H199ZM202 261V260H201ZM224 261V260H223ZM45 262V261H44ZM131 262V259H130V261H129V263ZM156 262H157V260H156ZM161 262V261H160ZM203 262V261H202ZM201 262V263H202ZM225 262V263H226ZM258 262V261H257ZM264 262V261H263ZM74 263V262H73ZM137 263V262H136ZM162 263V262H161ZM178 263V262H177ZM260 263V262H259ZM16 264V263H15ZM35 264V263H34ZM39 264V263H38ZM47 264V263H46ZM49 264V263H48ZM79 264V263H78ZM157 264H158V262H157ZM164 264V263H163ZM205 264V263H204ZM220 264V263H219ZM253 264H255L254 262H253Z\"/></svg>",
	"mask_w": 264,
	"mask_h": 264
},
{
	"label": "clouds",
	"instance_id": "obj_3",
	"mask_svg": "<svg viewBox=\"0 0 264 264\" xmlns=\"http://www.w3.org/2000/svg\"><path fill=\"white\" fill-rule=\"evenodd\" d=\"M72 95L77 101L89 102L94 111L110 104L109 93L93 86L75 88ZM33 127L41 138L48 141L63 139L73 133L62 109L49 111L46 115L40 112ZM210 160L215 164L214 171L229 183L237 181L242 189L235 212L237 227L264 225V203H259L253 195L257 190L264 192V125H261L254 142L217 145L213 149L182 147L171 156L176 175L183 177L188 176L193 169L203 168Z\"/></svg>",
	"mask_w": 264,
	"mask_h": 264
}]
</instances>
